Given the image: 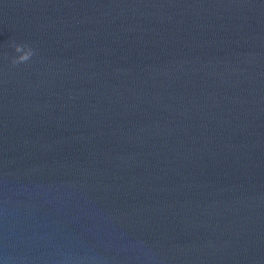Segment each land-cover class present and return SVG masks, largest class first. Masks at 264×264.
Returning a JSON list of instances; mask_svg holds the SVG:
<instances>
[{"label":"water","instance_id":"water-1","mask_svg":"<svg viewBox=\"0 0 264 264\" xmlns=\"http://www.w3.org/2000/svg\"><path fill=\"white\" fill-rule=\"evenodd\" d=\"M0 262L264 264V0H0Z\"/></svg>","mask_w":264,"mask_h":264},{"label":"clouds","instance_id":"clouds-1","mask_svg":"<svg viewBox=\"0 0 264 264\" xmlns=\"http://www.w3.org/2000/svg\"><path fill=\"white\" fill-rule=\"evenodd\" d=\"M14 50L18 55H13L11 57V63L13 65L25 63L29 61L34 55V50L28 45L16 44L14 45ZM21 52H23L24 54L19 55V53ZM0 264H2V262H0Z\"/></svg>","mask_w":264,"mask_h":264}]
</instances>
